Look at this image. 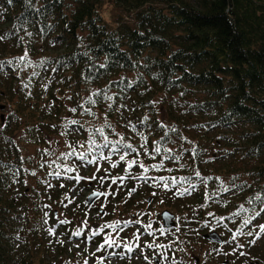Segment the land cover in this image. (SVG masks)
I'll return each mask as SVG.
<instances>
[{
  "label": "trees",
  "instance_id": "trees-1",
  "mask_svg": "<svg viewBox=\"0 0 264 264\" xmlns=\"http://www.w3.org/2000/svg\"><path fill=\"white\" fill-rule=\"evenodd\" d=\"M0 36V61L25 49L31 61L27 67L14 61L0 71V264H83L68 245L77 228L87 235L101 225L138 220L123 232L148 233L149 221L155 232L164 228L158 220L163 211L176 217L160 244L169 245L167 253L176 254L180 264H264V254L255 250L261 244L264 249V234L254 244L249 241L255 236H239L209 253L202 250L210 228L227 241L252 209L260 215L244 231L264 224V204L248 202L264 194V0H32L31 7L26 0H0ZM89 97L96 103H87ZM73 119L80 124H68ZM101 127L109 140L123 137L136 152L125 161L114 154L80 166L81 176L97 179L78 184L40 167L49 159L45 150L59 154L71 145L85 151L90 133ZM95 139L102 142L99 133ZM133 158L145 166L162 163L147 175L169 178V188L130 178L144 174L138 165L127 169ZM105 170L130 177L114 197H99L95 209L79 196L108 191L111 179L99 184ZM181 177L195 185L183 196L177 192L187 185L171 183ZM241 205L249 211L241 212ZM101 217L109 221L99 224ZM100 235L93 244L101 242ZM237 243L243 248L233 252ZM240 251L246 255L239 257ZM184 253L191 263L182 259Z\"/></svg>",
  "mask_w": 264,
  "mask_h": 264
},
{
  "label": "snow or ice",
  "instance_id": "snow-or-ice-1",
  "mask_svg": "<svg viewBox=\"0 0 264 264\" xmlns=\"http://www.w3.org/2000/svg\"><path fill=\"white\" fill-rule=\"evenodd\" d=\"M12 0H8V3H11ZM26 3L29 5V7L32 6V0H26ZM37 11H39V9H36ZM30 35V34H29ZM4 39V37L0 36V40ZM22 39V38H21ZM29 53L28 50L25 49V52L22 56L19 57H15L13 58V60H8V61H0V71L3 70L5 64L11 65L13 64V62L15 61L18 65H23L24 67H27L31 61L29 60ZM99 67H104L103 64H101ZM33 75H36L35 72H33ZM129 87L131 85H128ZM25 88L28 87L27 84L24 85ZM93 95L95 96H99L101 95V93L97 92V93H93ZM106 99L111 100L112 97L111 96H107L105 94ZM87 103L90 104H95L96 101L93 100L91 97H89V100L87 101ZM72 112H76L77 109L76 108H72L71 109ZM85 112L91 113L92 115H94L95 113L91 112V109H85ZM148 117L145 116L144 117V121H147ZM68 124L71 125H78L80 124V121L78 120H69ZM107 124V122H106ZM131 124V122H130ZM141 124H143V121L141 122ZM5 126H6V120H5ZM107 127H111L110 124H107ZM132 130L133 131H137V126L135 124H131ZM3 130V126H0V131ZM96 133H99V136L101 138L100 143L97 142V140L95 139V135ZM65 133H61V135H64ZM140 135L143 136V132H140ZM81 148H84V145L81 144L80 145ZM141 147H146L145 145H142ZM70 151L67 152H61L59 154H57L54 150L53 151H48L45 150V153L47 154V156L49 157V159L47 161H44L43 163L40 164V167L43 168L45 167V165H47V167L49 169H51V171L48 173V176H52L54 178L57 179H61V178H67L69 180H76L77 184L81 181V180H95L97 179L96 175L93 174L92 177H84L81 176L79 174V167L80 166H84V165H91V164H97L98 161L100 160H108L110 159V157L114 154H119V160L120 161H125L126 157L129 156L132 153L136 152V149L132 146L131 143H125L124 142V138L121 137L120 140H116V141H111L109 140V138L107 136H105L104 134V127L98 128V129H94L88 138V147L85 151H78L77 148L72 147L71 145H69ZM104 149H109L110 151L105 154ZM193 153H196L195 149H192ZM160 152V147L156 146L154 148V153L158 154ZM166 154L168 152H170V150L166 149L165 150ZM138 155V153H137ZM166 158L168 159H175V160H179L180 156L176 155V156H167ZM79 160L80 165L78 166L75 161ZM21 160H23V157H21ZM134 165H138L142 170H143V175L140 176H136V177H130V173H126V175H128L130 178H135V179H140L143 180L145 182H147L148 180H153L156 181L158 184L162 183L163 187L165 189L169 188V178L167 177H149L147 175V173L149 172V168H155V169H160L163 168V164H155V165H150V166H145L141 161H139L136 158H133L131 160L127 161V169H132V167ZM117 167V164L113 163L111 165V168L115 169ZM28 171V170H25ZM97 171H99V167L97 168ZM76 173L75 176L72 175V173ZM106 174L105 176H102L99 178V184L101 187H103V185L105 184V182L108 179H111V184L109 185V190L108 191H98V190H94L90 196L88 197V200L86 203H88L89 205H91V203L94 201V199H97L101 196H104L105 198H107V196L112 195L113 197L125 186L124 185V181L126 179V175H120V176H112L111 172L108 170H105ZM31 175H36L37 173L35 171H32L30 173ZM195 175L197 177H201V173L199 171H197L195 173ZM212 179V177H202L201 180H210ZM235 179V178H233ZM181 182H184L187 187H182L181 189L178 190L177 194L178 195H186L188 193H190L192 190H194L195 185L192 184L190 178H186V177H181L180 180H176L175 178H173L171 180L172 185H176L179 184ZM25 184H27V182H25ZM111 185H116V191H111ZM47 186L48 187H53V185L50 183V181L47 182ZM61 187H64L63 184L60 185ZM75 189H73L74 191ZM81 191H83V189H81ZM136 191V188L133 187L131 189L128 190L127 195L131 196L134 192ZM222 191H230V189L223 187L222 186ZM77 195H79V193H77ZM152 195H156V192H153ZM213 196L216 195V193H212ZM67 198V197H66ZM74 199V198H73ZM73 199H69V203L73 202ZM254 200L256 201H260L262 204H264V194L261 193H257L254 197H250L248 202L252 203ZM126 202V201H125ZM162 203V201H161ZM67 206V205H65ZM45 207H49L48 205H45ZM103 208V206H102ZM241 208V212H246L249 211V209L245 208L243 205L240 206ZM262 211H264V209H262ZM252 212L254 213L253 215L248 216L246 219L243 220L242 224L240 225V227L233 232L232 236L229 238V240L227 241H220L221 244H231L233 241H237V238L239 236H255V239L249 241L250 244H254L256 242V239H259L261 234H264V224H260V225H256L253 228H251L249 231L245 232L244 229L245 228H249L250 225H252L253 220H255V218L257 216L260 215V212H256L255 209H252ZM48 213H45V217H47ZM99 215V213H98ZM104 215H107V213H104ZM209 216H213V213H208ZM233 216H239L240 212H234L232 214ZM166 218H170L167 217V214H165ZM223 217H218L217 221H221L223 220ZM45 223H47V220H45ZM60 224H67L69 223L67 220H61L59 221ZM86 223V222H85ZM136 223H139L138 220H127L124 222L123 226H121L119 221H116L112 224H105V225H101L98 229L92 230L91 232L88 233L87 238H86V247H85V252L88 251V247L90 246V243L92 240H94L97 236H99L102 232H104V230L106 228H111L112 232H109L105 235L103 242L98 245L96 252H103L104 255L103 256H96V253H90L89 256H85L84 260H83V264H89V259L90 257H95V264H105V261H108L110 264V261L113 257H119L120 259H132L133 254L136 252L137 249H139L140 253L143 255L144 260L147 262V264H171V262L169 261V257L167 255V251L170 250V246L169 245H161V244H156L155 242L153 243H148L146 244L144 247H141V245L139 244V236H134V240L136 241V243H132V242H128V241H122L121 238L119 237V232L123 231L125 228L130 227ZM151 227H152V221H149L148 225H147V230H148V234L149 235H155L154 232L151 231ZM255 228H258L259 231H255ZM48 233L52 236H55V229L52 227H49L47 229ZM161 232V234H164L165 232H171L172 229H165V228H161L159 230ZM175 231H179V227L175 228ZM231 231V230H230ZM210 232L212 233V235H215L214 229L210 228ZM113 233H116L115 237L113 236ZM84 234V229L83 228H77L75 231L72 232V237H76V238H80L82 235ZM61 235H65V234H61ZM72 237H69V243H72ZM57 243H60L61 246H63V240L60 238H57L56 241ZM212 242V241H210ZM50 243H52V241H50ZM74 247L79 248V244H73ZM145 248L148 249H152L153 250V255L152 257H149L148 255L145 254ZM164 249L163 252H158L156 251L157 249ZM243 248L242 244L237 243L236 247L233 249V252H236L240 249ZM182 250V249H181ZM69 251H71V249H69ZM228 253H226L227 255ZM82 255V253H78V256ZM240 255L244 256L246 255L245 252L240 251ZM138 258V257H137ZM159 258V259H157ZM65 264H72L71 261H67L65 262ZM76 264H79V261L76 262ZM174 264H180L179 261H175Z\"/></svg>",
  "mask_w": 264,
  "mask_h": 264
},
{
  "label": "rangeland",
  "instance_id": "rangeland-1",
  "mask_svg": "<svg viewBox=\"0 0 264 264\" xmlns=\"http://www.w3.org/2000/svg\"><path fill=\"white\" fill-rule=\"evenodd\" d=\"M102 14H103V16L106 18V19H109V13H108V11H102ZM74 194H76L75 192H73ZM83 195H81V196H79V195H77V196H79V198H83V200H85V201H87V199H88V197L90 196V194H86V193H82ZM76 196V197H77ZM99 205H100V201H99V198H97L94 202H93V206L94 207H96L95 209H99ZM99 213V212H98ZM60 219H62V217H60ZM98 219V218H97ZM100 220H101V222H98L99 224L100 223H106V222H108V221H106L105 219H103L102 217L100 218ZM158 220H159V223H160V225L162 226V223H161V221H160V218H158ZM98 225V224H97ZM156 227V226H155ZM154 229V227H151V229ZM131 232H129V234H130ZM142 234V235H141ZM122 235V233L119 235V237ZM139 237H140V239H139V244L141 245V247H144L142 244H141V242L143 241V243L144 244H148V243H153V242H157V244H159V243H161V240L160 239H158V238H155L156 236H149L148 237V240H145L146 239V237H144V235H143V233H140L139 235H138ZM163 236V235H162ZM220 237L222 236V234L221 235H219ZM127 237V239H125ZM121 240L122 241H124V240H126V241H130L131 239H134L133 238V236H131V235H127V234H123L121 237ZM145 240V241H144ZM260 243H262V240H260L259 241ZM166 243H170L168 240H167V242ZM71 244V247H74L73 246V244H79V248H76V247H74L75 248V250L74 251H76V254L78 255V253H82V255H80V256H89V254L90 253H96V247H95V245H93L92 247L91 246H89L88 247V251L87 252H85V247H86V244H81V242H80V240H73V242L72 243H70ZM257 244H258V242H257ZM67 245V244H66ZM65 246V245H64ZM68 246V245H67ZM67 246H65V247H67ZM262 246H263V244H261L258 248H256L255 250H257V251H259V255H263L264 254V249L262 248ZM70 247V248H71ZM148 248H145V251H147L146 253V255H148L149 257H152V255H153V251H151V250H147ZM262 251H261V250ZM93 250H94V252H93ZM202 250L203 251H207V250H209L208 251V253L209 252H211L212 250H213V247L210 249V246L209 245H204L203 246V248H202ZM160 252H162L161 250H160ZM207 253V252H206ZM66 255H69V253H65ZM196 254H197V250H196ZM199 254H201L200 252H199ZM137 254H135V256L133 257V258H136V259H134V260H129V259H126V260H123V261H126V263L125 264H147V262L144 260V257L142 256V257H139V258H137V256H136ZM139 255V254H138ZM184 257H186L185 256V253H184V255H183V257H182V259H186V258H184ZM189 258H187L186 260L187 261H189L188 260ZM192 259H193V257H192ZM118 262H120V261H117L116 259H111V261H110V264H122V263H118ZM89 263L90 264H95V257H90V259H89ZM190 263H191V260H190ZM105 264H109V262L108 261H105ZM193 264H194V262H193Z\"/></svg>",
  "mask_w": 264,
  "mask_h": 264
},
{
  "label": "water",
  "instance_id": "water-1",
  "mask_svg": "<svg viewBox=\"0 0 264 264\" xmlns=\"http://www.w3.org/2000/svg\"><path fill=\"white\" fill-rule=\"evenodd\" d=\"M88 200V199H87ZM95 200V199H94ZM94 202V201H93ZM92 202V203H93ZM91 203V204H92ZM88 204V203H87ZM165 214H167V217H170V218H166L165 217ZM161 221L163 223V226L165 228H170V227H173L174 226V222H173V215L171 213H169L168 211H163L161 213ZM205 238L213 241V242H219V238L218 236L215 234L214 236L212 234H209V235H206Z\"/></svg>",
  "mask_w": 264,
  "mask_h": 264
},
{
  "label": "bare ground",
  "instance_id": "bare-ground-1",
  "mask_svg": "<svg viewBox=\"0 0 264 264\" xmlns=\"http://www.w3.org/2000/svg\"><path fill=\"white\" fill-rule=\"evenodd\" d=\"M167 210V209H166ZM172 211V210H171ZM170 213V212H169ZM174 214V213H173ZM172 214V215H173ZM222 215H224V214H222ZM174 216L176 217V214H174ZM223 218H224V216H223ZM175 220V219H174ZM177 223H178V221H177ZM180 223V222H179ZM176 224V223H175ZM177 226V225H176ZM173 228V227H172ZM190 231V230H189ZM177 233V232H176ZM179 233V232H178ZM204 233V232H203Z\"/></svg>",
  "mask_w": 264,
  "mask_h": 264
},
{
  "label": "flooded vegetation",
  "instance_id": "flooded-vegetation-1",
  "mask_svg": "<svg viewBox=\"0 0 264 264\" xmlns=\"http://www.w3.org/2000/svg\"><path fill=\"white\" fill-rule=\"evenodd\" d=\"M232 262L237 263L236 261H232Z\"/></svg>",
  "mask_w": 264,
  "mask_h": 264
}]
</instances>
